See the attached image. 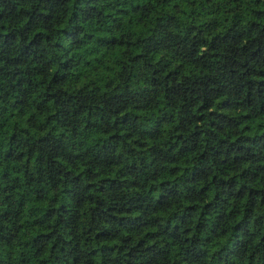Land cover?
<instances>
[{
  "label": "trees",
  "instance_id": "obj_1",
  "mask_svg": "<svg viewBox=\"0 0 264 264\" xmlns=\"http://www.w3.org/2000/svg\"><path fill=\"white\" fill-rule=\"evenodd\" d=\"M0 264H264V0H0Z\"/></svg>",
  "mask_w": 264,
  "mask_h": 264
}]
</instances>
